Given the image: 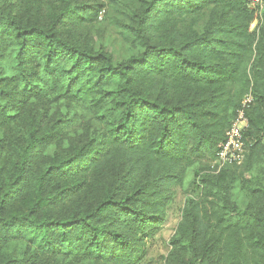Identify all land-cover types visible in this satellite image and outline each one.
Segmentation results:
<instances>
[{"label":"trees","instance_id":"obj_1","mask_svg":"<svg viewBox=\"0 0 264 264\" xmlns=\"http://www.w3.org/2000/svg\"><path fill=\"white\" fill-rule=\"evenodd\" d=\"M103 15L99 19V11ZM0 0V264H264V8ZM115 28V59L94 36ZM250 93L240 164L212 167ZM50 149V151H49Z\"/></svg>","mask_w":264,"mask_h":264},{"label":"rangeland","instance_id":"obj_2","mask_svg":"<svg viewBox=\"0 0 264 264\" xmlns=\"http://www.w3.org/2000/svg\"><path fill=\"white\" fill-rule=\"evenodd\" d=\"M79 3H105L107 0H75ZM103 9L99 11V19L103 15ZM100 32L94 36L97 45L103 46L112 53L115 59H119L125 51V45L121 43L115 32V28L108 23L100 26ZM50 151V149H49ZM197 165L187 169L183 185L175 191L172 203L169 205L164 223L157 230L146 237L147 256L141 264H164V258L170 249L169 241L174 236L178 223L181 219L182 209L187 196L197 197L199 190H191L189 184L193 178V171Z\"/></svg>","mask_w":264,"mask_h":264},{"label":"built area","instance_id":"obj_3","mask_svg":"<svg viewBox=\"0 0 264 264\" xmlns=\"http://www.w3.org/2000/svg\"><path fill=\"white\" fill-rule=\"evenodd\" d=\"M251 8H258L255 17L250 24V29L257 25L261 10L264 8V0H248ZM252 101L250 93L244 95L241 99L235 116L225 132V139L219 150L216 152L215 159L212 161V167L218 171L221 167L230 164H240L245 155V145L243 142V132L248 127V118L246 110Z\"/></svg>","mask_w":264,"mask_h":264}]
</instances>
